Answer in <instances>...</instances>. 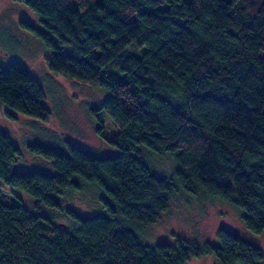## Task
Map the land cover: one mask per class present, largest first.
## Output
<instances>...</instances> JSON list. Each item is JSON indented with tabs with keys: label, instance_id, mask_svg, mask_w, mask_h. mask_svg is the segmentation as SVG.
I'll return each instance as SVG.
<instances>
[{
	"label": "trees",
	"instance_id": "obj_1",
	"mask_svg": "<svg viewBox=\"0 0 264 264\" xmlns=\"http://www.w3.org/2000/svg\"><path fill=\"white\" fill-rule=\"evenodd\" d=\"M16 1L37 15L41 29L20 23L47 46L48 68L106 92L90 112L112 118L105 139L117 150L32 143L52 170L17 171L19 149L0 130V184L33 198L32 210L0 200V264H185L203 254L264 264V248L225 227L216 243L148 244L136 232L184 191L226 201L250 231H264V0H95L83 11L73 0ZM1 106L10 117L49 114L42 85L16 61L0 66ZM141 145L170 160L169 174ZM83 183L100 190L105 213L65 209L69 230L52 210Z\"/></svg>",
	"mask_w": 264,
	"mask_h": 264
},
{
	"label": "rangeland",
	"instance_id": "obj_2",
	"mask_svg": "<svg viewBox=\"0 0 264 264\" xmlns=\"http://www.w3.org/2000/svg\"><path fill=\"white\" fill-rule=\"evenodd\" d=\"M73 1L83 11L95 0ZM21 19L41 29L36 13L24 3L0 0V66L16 61L29 69L42 85L49 114L46 119H42L11 110L14 117H10L4 113L5 108L0 107V130L8 134L19 149L10 163L11 168L17 171L52 170L49 159L28 149L32 143L61 148L67 139L93 154H114L116 147L105 139L111 138L117 130L112 118L103 110L96 111L99 122L90 112V107L95 106L106 92L94 83L51 71L46 63L49 53L47 46L38 34L20 23ZM261 54L264 56V51ZM100 123L103 124L102 131L97 134V124ZM140 149L148 160L151 151L145 145H141ZM148 161L163 174L167 175L171 171V162L165 156L151 154ZM100 193L96 186L86 183L80 189L66 190L65 195L59 197L61 208L52 210V214L57 221H64L67 228L72 230L74 224L68 221L65 209L72 208L84 216L104 214ZM0 200L9 205L21 203L29 210L33 209L31 195L3 183L0 184ZM219 227H225L251 244L264 248V231H250L236 208L221 199H208L203 194L185 191L172 197L169 208L160 217L136 232L148 244H172L176 236L216 243ZM185 264L217 262L213 255L203 254L191 257Z\"/></svg>",
	"mask_w": 264,
	"mask_h": 264
}]
</instances>
